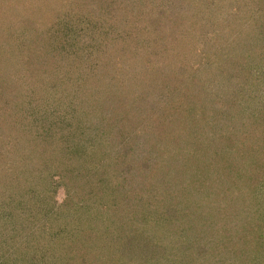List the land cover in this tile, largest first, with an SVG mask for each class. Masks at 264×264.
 Here are the masks:
<instances>
[{"label": "trees", "instance_id": "trees-1", "mask_svg": "<svg viewBox=\"0 0 264 264\" xmlns=\"http://www.w3.org/2000/svg\"><path fill=\"white\" fill-rule=\"evenodd\" d=\"M10 1L8 20L14 11L29 0ZM90 1L102 8L101 12L106 11L111 5L112 8L116 6L117 10L120 6L119 14L116 15L119 20L118 26L120 29L124 27L122 31L128 29L123 35L125 43L123 42L122 45L112 49L113 43L108 37L106 44L101 46L102 50H98V47L97 50L93 47L90 49V55H93V51L95 56L94 67L88 68L91 70L90 73L95 75L98 67L99 72L106 69L108 71L106 77L112 81L114 79L109 76L111 72L108 68L122 72L119 69L133 68L131 64L139 58L141 51L139 50L138 54L135 48L129 47V43L133 47L136 46L135 42L140 40L137 39V34L148 33L150 24L153 27L155 20L161 23L166 17L168 19L167 15L170 11L165 8L168 0H148L150 4L153 1L157 4V11L154 13L158 16L151 19L147 27L136 22L142 17L137 18L139 13L134 12L131 6L132 4L140 6L145 0ZM180 1L178 0L183 11L187 9L185 2H192V0ZM197 1L203 2L196 0L191 8L196 6ZM12 9L14 11L10 14L9 11ZM142 10L145 14L148 11L147 8ZM110 18L107 17L109 22L114 20ZM251 27L254 35H263L258 30V24L251 23ZM134 28L135 31L132 32ZM151 30L156 31L154 27ZM154 42L156 43V39ZM79 58L83 59L82 56ZM237 59L239 58L232 57L227 61H237ZM236 61L231 63L233 65L227 70L230 73L229 80L236 82L231 87L235 88L234 91H229L230 93H234L236 88L242 85V81L248 78V74L236 73L233 76V70L239 71ZM112 63L115 67L110 66ZM212 68L219 70L217 73L226 71L218 66ZM239 72L242 73L241 70ZM250 77L253 82L264 86V72L255 73ZM151 81L152 78L147 77L145 73L141 75L142 86L134 90V96L130 100H126L123 95L127 94L123 93L117 97V100L96 98L91 100L93 105L88 102L81 108L72 107L71 104L66 105L65 115L60 114V119L53 118V122L41 127V132L36 131L33 139L37 140L36 154L46 151L48 158H41L37 165H33L32 170L27 171H30L29 175L25 172L24 159L28 155L25 150L29 151L30 147L9 148L10 146L5 147L4 144L0 146V166H4L6 171L14 170L9 181L5 185L4 182L1 184L0 239L5 240V237L11 236L14 241L23 239L38 247L43 245L39 247L38 254L32 255L25 264H104L100 253L112 247H118L120 252L123 251L118 256L120 260L114 264H125L123 260L126 257H130L131 260L127 264H148L149 258H142L147 253L142 251L140 253V243L150 238L143 237L142 232H140L141 237L138 235V238L126 235V242L123 241L119 245V237L115 233L104 235L99 229V215L103 209H112L113 212H117L119 206L133 209L135 200L143 202L147 210L144 213L148 217L150 211H153L173 224L181 221L180 224L190 230V236L197 240L201 248L200 255L204 253L209 256L210 253L214 259L218 258L217 260L210 258L209 264H240L237 263L238 259L243 263L245 258L248 264H260L261 260L264 264L263 250L257 251L261 257L252 256L255 253L252 248L253 243L263 245V235H256L251 239L252 241L250 240L248 224L246 226L242 223L246 221L245 210L248 209V205L241 201L246 196L255 199L257 204L262 198L264 199L262 195L264 185L262 189L257 190L258 184L260 185L258 176L264 173L260 171L264 169V95H260L256 103L250 102L251 96L244 98L247 104L240 108L241 112L245 113L244 108L252 110L247 112L246 118L256 117L261 122L257 124L262 125L261 129L259 127L254 132H245V119L240 117L241 115L232 117L234 111L219 115L222 112L217 108L218 104L214 103L219 99L216 95L219 87H210L213 85V80L208 78L206 87L198 82L195 84V80L193 82L196 87H191L192 94L195 91L199 94L203 92L202 89H209L208 93L215 95L209 97L210 106L203 100L200 104H189L186 97H181V90L173 93L174 90L166 83L156 85ZM92 87L95 89L94 84ZM210 88H216V91ZM198 94L193 95L194 98H198ZM85 95L90 97L89 93ZM181 102L187 106H183ZM104 104H106L105 110L101 108ZM233 104L237 106V101L233 100ZM118 108L134 115L138 122H135L133 117L126 116L116 131L113 119ZM108 118L113 121L110 123ZM177 119L185 121L183 127L184 121L176 125ZM239 124L245 133H240L237 128ZM27 139L28 142H33L32 138ZM136 144L143 148L137 149ZM148 146H150L149 150H145L144 147ZM17 164L18 168L25 170H21V173L19 169L16 170ZM57 184L65 187L68 196L62 205L57 206L56 211L60 212L54 213L53 209L56 205L51 208L54 203L50 198L55 195ZM118 190L126 196L121 201L116 198ZM17 192H22L23 195L18 201H14L12 198L18 195ZM25 192L29 193L30 197ZM89 200H93L90 209ZM14 202H18V205ZM156 210L161 211L163 215ZM207 212L211 214L216 212L215 220H210L211 214ZM48 214L52 215L50 219ZM42 218L48 219L47 222L41 221ZM143 219L146 224V217ZM212 224L218 226L221 232L223 230L224 234L227 233L228 240L225 237L221 238L217 230L212 233L210 231ZM24 228L28 230L24 231ZM138 229L140 230V228L135 229L137 233H139ZM208 231L210 235L204 233ZM240 232H243L245 239L237 238ZM236 238L243 241L236 242ZM103 239L108 242L105 249L102 247ZM216 240L228 242L227 245H221L222 248L219 250L214 249L217 254L211 251V246H215ZM5 242L11 244L10 240ZM231 243L233 247L229 249ZM36 251L37 249L34 253ZM181 251L182 254L186 253L182 246ZM170 252L172 253V250ZM249 253L252 255L248 256ZM220 254L227 259L221 260ZM200 255L198 256L201 257ZM174 263L199 264V261L195 256H189L171 264Z\"/></svg>", "mask_w": 264, "mask_h": 264}, {"label": "rangeland", "instance_id": "rangeland-1", "mask_svg": "<svg viewBox=\"0 0 264 264\" xmlns=\"http://www.w3.org/2000/svg\"><path fill=\"white\" fill-rule=\"evenodd\" d=\"M115 1L121 2V0ZM194 1L196 0H192L191 3L185 2L187 9L183 11L178 0H168L165 7L170 11L167 15L168 19L166 17L161 23L159 20H155L153 27L158 32L151 30L153 27L150 24L148 33L137 34V39L140 40H137L136 46L133 47L129 43V47L135 48L138 54V51H141L139 58L131 64L133 68L119 69L122 72H116L115 68H108L111 72L109 76L114 79L111 81L106 77L108 72L106 69L99 72L98 67L95 75L90 73L91 70L88 68L94 67L95 64L94 52L92 51L93 55H90V49L93 47L94 50H97L98 47V50H102L101 46H104L108 37L112 40V49L123 44V35L128 29L122 31L124 27L120 29L118 26L119 20L116 15L119 14L120 6L117 10L116 6L112 8L111 5L106 11L101 12L103 9L90 0H29L17 11L14 9L9 11L10 14L13 11L15 13L13 12L8 20V9H11V1L0 0V46H2L0 47V146L4 144L5 147L10 146L9 148L30 147L29 151L25 150L28 155L24 159L25 172L29 175L33 165H37L41 158L47 157L46 151L39 155L36 154L37 140H33L36 131L41 132V127L53 122V118L60 119V114L65 115L66 109L64 108L69 104L72 107L81 108L84 103H91V100L96 98L99 100H109L110 98L117 100V97L123 93L127 94L123 95L125 99L130 100L134 96V90H137L138 86H142L141 75L144 73L147 77L152 78L156 85L166 83L168 87L174 90L173 93L181 90V97H186L189 104H200L203 100L210 106L209 97H215V95L208 93L209 89H202L203 92H199L201 96L198 91L193 94V89L191 91V87H196V82L206 87L209 78L213 80V85L210 87H219L216 94L219 99L217 103L213 101L218 104L217 108L222 112L219 115L234 111L232 117L238 115L244 117L245 132H254L259 127L261 129L262 125L257 124H261V122L256 117L254 119L252 117L246 118L247 112H252V110L244 108L243 112L245 113H242L240 108L247 104L244 98L251 96L250 102L256 103L260 99L258 97L264 95V86L253 82L250 77L255 73L264 72V25L262 26V23L264 24L262 22L264 21V0H202L203 2L198 3L197 1L196 6L191 8L195 4ZM122 4L128 5V3ZM131 6L134 12L139 13L137 18L142 17L136 22L142 23L146 27L151 19L158 16L154 13L157 11V4L154 1L150 4L148 0H145L140 6L137 4ZM143 8L148 9L146 14L142 12ZM105 15L107 16L104 17ZM108 16L114 20L109 22ZM251 23L258 24V30L263 35H254ZM134 31L135 28L132 32ZM154 39H156V43ZM131 53H133L132 50ZM79 56H82L83 59H80ZM232 57L239 59L228 62L227 60ZM235 61L236 67L242 73L233 70V76L236 73L239 75L248 74V78L242 81V85L236 88L234 93H230L234 91L235 88L231 87L236 82L229 80L230 73L227 70ZM110 66L115 67L113 63ZM213 66L222 67V70L226 71L217 73L219 70L212 68ZM93 84L95 89L92 87ZM159 87L163 88L162 86ZM210 89L216 91V88ZM86 93H89L90 97L85 95ZM257 93L259 94L256 95ZM195 94H198L199 97L194 98ZM233 100L237 101V106L233 104ZM181 103L183 104V102ZM93 104L92 102L90 105ZM224 104L226 106H223ZM250 105L252 106V104ZM183 106L187 105L183 104ZM101 108L105 110L106 104L101 105ZM126 116L130 118L134 115L118 108L113 119L115 122L109 118L108 121L110 123L113 121L116 124H114V127L117 128L116 131H118V127L124 122L123 119ZM180 120H176V125L184 121ZM134 121L138 122V119L134 118ZM184 123L185 121L182 127ZM230 124L233 127V122ZM237 128L240 133H245L240 124ZM28 137L32 138L33 142H28ZM136 147L137 149L143 148L137 144ZM149 148L150 146L144 147L145 150H149ZM15 167L16 170L19 169L20 173L21 170H25L18 168V164ZM28 170L30 171L27 172ZM263 170L260 171L264 172ZM12 173L14 170L12 172L6 171L4 166H0V189L3 182L5 185L9 181ZM263 176L264 173L258 176L260 185L258 184L257 190L263 188ZM117 192L116 198L118 200L121 201L126 197L119 190ZM17 193L18 195L12 198L14 201H18L19 197L23 195L22 192ZM25 194L30 195L27 192ZM262 195L264 197V190ZM67 196L65 187L57 184L56 193L52 199L50 198L51 202L54 203L51 208L56 205L53 209L54 213L66 201ZM133 196L135 197L136 194ZM234 201L236 202V200ZM241 201L248 205V209L245 210L246 221H242V223L246 226L248 224L250 240L256 235L262 234L264 243V199L262 198L257 204L255 199L246 196ZM92 203L93 200H89V209ZM14 204L18 205V202H14ZM133 204V209H125L119 206L123 210L118 208L117 212H113L112 209H103L98 222L100 233L104 232V235H110V232H112L111 234L115 233L120 239H118L120 245L121 242H126V235L138 238V235L141 237L140 232H142L143 237L150 238L140 243V253L141 251L147 253L142 258H149L148 264H171L189 256H195L199 264L202 262L209 264L208 260L214 259L210 253L209 256L204 253L200 255L201 248L197 240L190 236V230L186 226H182L181 221L173 224L153 211H150V217H148L144 213L147 210H145L143 202L135 200ZM48 211L51 212L50 209ZM156 212L163 215L159 210ZM215 213H210V220H215ZM51 217L52 215H49L48 219ZM143 217L147 219L146 224ZM47 220L46 218L41 219L45 223ZM217 227L212 224L210 231L214 233L217 230L221 238L225 237L228 240L227 233L224 234V231L221 232ZM136 228H140V230L138 229L139 233L135 231ZM27 230L24 228V231ZM210 231L204 233L210 235ZM239 237L244 238L243 232L239 233L237 238ZM237 238L236 242L242 240ZM5 240H10L11 244ZM5 240L0 239V264L28 263L27 260L32 255L38 254L39 247L43 246L38 247L34 243L25 242L23 239L14 241L11 236L5 237ZM224 242L216 240L215 246H211V251L214 253L215 248L219 250L222 248L221 245H227L228 242ZM107 243L103 239V249L108 246ZM229 245V249H231L233 243ZM181 246L187 254H182ZM252 248L255 253L253 255L249 253L248 256L261 257L257 251H264V244L253 243ZM35 249L37 251L34 253ZM81 249L83 251V247ZM101 252V259L104 264L117 263L120 260L118 256L123 253V251L118 250V247L107 248ZM113 252L116 253L112 254ZM220 258L221 260L227 259L222 255ZM46 259L50 260L51 257H46ZM238 260L237 263L248 264L246 258L243 263L240 262V259ZM36 261L40 260L36 259ZM123 261L127 264L131 260L130 257H126ZM259 262L263 264L262 260ZM41 263L43 262L41 261Z\"/></svg>", "mask_w": 264, "mask_h": 264}]
</instances>
